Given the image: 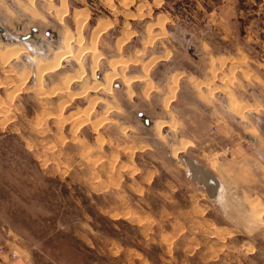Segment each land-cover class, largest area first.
Segmentation results:
<instances>
[{
    "label": "rangeland",
    "instance_id": "rangeland-1",
    "mask_svg": "<svg viewBox=\"0 0 264 264\" xmlns=\"http://www.w3.org/2000/svg\"><path fill=\"white\" fill-rule=\"evenodd\" d=\"M0 264H264V0H0Z\"/></svg>",
    "mask_w": 264,
    "mask_h": 264
},
{
    "label": "bare ground",
    "instance_id": "bare-ground-1",
    "mask_svg": "<svg viewBox=\"0 0 264 264\" xmlns=\"http://www.w3.org/2000/svg\"><path fill=\"white\" fill-rule=\"evenodd\" d=\"M130 0H125V5H129ZM7 32V43H12L10 46L14 47V54H13V59L21 57L29 62V65L31 68H35L40 61H42V57H48V54L46 52L47 47L51 50L54 48V50H59L61 46H58V43L55 44H48L47 47L43 46V43L41 46H39V43H34V41L30 39H21L17 36H15L13 33H10L9 30ZM13 38V39H12ZM22 41V42H21ZM68 47H70L71 42L68 41ZM62 45H64L63 41H61ZM55 45V47H54ZM66 45V44H65ZM70 52L68 54H61L59 55L57 62L53 65H51V69H54L58 65L61 64V61H64L66 58L70 57ZM95 53V51L93 52ZM11 59V58H10ZM49 68V67H48ZM82 73L83 72V67L81 68ZM80 77V76H79ZM82 77V74H81ZM74 81V79H72ZM80 94V93H79ZM80 98H82L80 96ZM186 161L191 162L189 159H186ZM193 162V161H192ZM192 174L197 177L199 180L203 181V183L209 187V191H211L212 194H215V190L217 188V179L216 176H214L212 173H210L208 170H206L203 167H200L199 164L196 162L192 163ZM215 182V183H214Z\"/></svg>",
    "mask_w": 264,
    "mask_h": 264
},
{
    "label": "water",
    "instance_id": "water-1",
    "mask_svg": "<svg viewBox=\"0 0 264 264\" xmlns=\"http://www.w3.org/2000/svg\"><path fill=\"white\" fill-rule=\"evenodd\" d=\"M6 36H7V34H6ZM12 39H13V38H12ZM188 163H189V165H190L191 167L193 166V165H192V163H193L192 161H191V162H188ZM214 183H215V182H214ZM211 197H214V194L211 193Z\"/></svg>",
    "mask_w": 264,
    "mask_h": 264
}]
</instances>
